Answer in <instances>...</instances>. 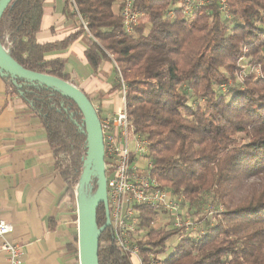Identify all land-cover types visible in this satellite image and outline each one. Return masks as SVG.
Segmentation results:
<instances>
[{
  "label": "trees",
  "instance_id": "1",
  "mask_svg": "<svg viewBox=\"0 0 264 264\" xmlns=\"http://www.w3.org/2000/svg\"><path fill=\"white\" fill-rule=\"evenodd\" d=\"M47 1L12 0L5 10L0 42L10 57L69 82L67 59L47 55L84 35L91 67L111 62L127 84L129 119L151 144L143 158L152 164L151 177L183 206L194 208L213 195L223 207L213 222L203 219L204 229L188 232L156 228L168 213L137 207L134 239L144 264H264V0H228L231 20L217 5L171 20L172 0H136L141 18L132 35L121 32L122 0H74L92 38L65 0L79 32L42 44L37 35ZM1 77L8 93L40 119L66 184L64 197L74 203L88 151L81 110L54 88ZM115 89L120 92V83ZM91 186L95 194L96 178ZM97 224H106L103 204ZM77 245L76 236L78 253ZM99 264H134L116 245L112 226L100 236Z\"/></svg>",
  "mask_w": 264,
  "mask_h": 264
},
{
  "label": "crops",
  "instance_id": "2",
  "mask_svg": "<svg viewBox=\"0 0 264 264\" xmlns=\"http://www.w3.org/2000/svg\"><path fill=\"white\" fill-rule=\"evenodd\" d=\"M39 43L62 42L77 34L79 24L66 13L65 0L45 4ZM80 36L48 59H67L69 82L92 101L100 118L115 115L120 101L118 76L111 62L94 70ZM66 184L38 116L0 76V219L13 227L10 242L23 249L21 264H80L75 251L76 204L65 198ZM0 264H10L0 256Z\"/></svg>",
  "mask_w": 264,
  "mask_h": 264
},
{
  "label": "built area",
  "instance_id": "3",
  "mask_svg": "<svg viewBox=\"0 0 264 264\" xmlns=\"http://www.w3.org/2000/svg\"><path fill=\"white\" fill-rule=\"evenodd\" d=\"M135 2L136 0H122L120 17L121 32L124 35H132L139 24L141 13L135 8ZM172 2L173 7L169 11L171 20H176L179 15L190 17L197 11L213 5H217L219 12L226 19H233L228 0H172ZM69 4L86 35L92 38L88 23L79 13L75 1L69 0ZM256 72L260 73L258 69ZM118 80L121 98L116 113L111 118L101 119L105 144L108 205L116 245L134 261V264H144L140 248L134 239L139 226L137 207H149L166 212L173 217L175 228L184 229L187 232L204 229V225L184 221L181 213L182 200L175 199L169 191L162 189L158 181L151 177L152 164L150 162L147 161L148 170L143 167L146 163L143 158L148 155L151 144L137 133L130 121L126 104L127 84L121 74ZM138 158H142L144 163L141 164L142 161L140 162ZM75 204L78 214L77 190ZM221 212H223V207L222 211L216 214ZM76 224L78 226V220ZM12 230L13 227L10 224L0 219V256L7 257L10 264H21L22 247L8 239ZM203 232L204 230L201 234Z\"/></svg>",
  "mask_w": 264,
  "mask_h": 264
},
{
  "label": "water",
  "instance_id": "4",
  "mask_svg": "<svg viewBox=\"0 0 264 264\" xmlns=\"http://www.w3.org/2000/svg\"><path fill=\"white\" fill-rule=\"evenodd\" d=\"M12 0H0V21ZM0 75L23 79L26 82L39 83L54 88L62 95L71 98L84 116L87 133V157L77 187L78 210V255L80 264H99V242L104 230L111 226L107 177L105 170V144L101 118L92 101L79 88L59 78L36 73L17 63L0 42ZM97 179V191L92 193V180ZM103 204L106 212V224L100 228L97 224V209Z\"/></svg>",
  "mask_w": 264,
  "mask_h": 264
},
{
  "label": "rangeland",
  "instance_id": "5",
  "mask_svg": "<svg viewBox=\"0 0 264 264\" xmlns=\"http://www.w3.org/2000/svg\"><path fill=\"white\" fill-rule=\"evenodd\" d=\"M245 66V71L248 72V70L250 69V67L248 65H244ZM191 102H195L194 98H191ZM146 170H148V163L146 161V163L143 166ZM204 199V198H203ZM221 205L218 203L217 199L213 197V195H208V197H206V200L203 201V204H198L197 206H194V208H192L193 206L190 205H185L181 207V213H182V218L184 221H190L193 222L195 224H200L202 223L203 219L205 218V221H210L213 222L214 218L217 219L218 214H216L218 211H222V207H220ZM212 212V215H211ZM222 213V212H221ZM169 217L165 216V215H161L159 220L156 222L155 227L158 228L160 226H165V225H169L170 227H173V217L171 215L168 214ZM77 220H78V215H77ZM204 224V221L202 223ZM195 231H198L197 229ZM197 233V232H194ZM78 237V236H77ZM137 237V236H136ZM139 237V236H138ZM177 241V237L172 238L169 241V246L172 249L174 244ZM78 247V245H77ZM79 257V255H78ZM163 257V256H161Z\"/></svg>",
  "mask_w": 264,
  "mask_h": 264
}]
</instances>
